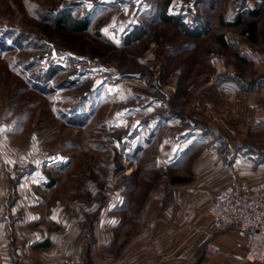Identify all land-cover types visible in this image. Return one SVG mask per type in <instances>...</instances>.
Returning a JSON list of instances; mask_svg holds the SVG:
<instances>
[{"label": "rangeland", "instance_id": "374dc122", "mask_svg": "<svg viewBox=\"0 0 264 264\" xmlns=\"http://www.w3.org/2000/svg\"><path fill=\"white\" fill-rule=\"evenodd\" d=\"M162 1L0 0V182L15 183L38 170L48 184L58 181L51 189L45 182L38 185L41 193H82L101 206L114 189L115 197L120 193L134 201L148 186L146 178L162 170L152 166L150 153L172 128L167 116L179 117L173 129L199 130L185 157L170 165L171 177L192 175L196 148L220 150L228 143L214 120L200 113L199 99L205 92L213 95L219 75L236 73L246 80L252 60L235 46L218 43L214 21L220 9L206 10L212 31L193 39L158 18ZM195 9L180 16L190 22L200 12ZM62 12L87 15V29L56 27ZM133 23L146 34L125 44L123 32ZM12 38L21 39V46ZM225 58L233 60L234 69L219 72L232 66ZM51 67L52 78L33 76ZM152 125L154 139L145 143L139 134L141 149L125 153L123 144L130 148L135 133Z\"/></svg>", "mask_w": 264, "mask_h": 264}, {"label": "crops", "instance_id": "0c3cea01", "mask_svg": "<svg viewBox=\"0 0 264 264\" xmlns=\"http://www.w3.org/2000/svg\"><path fill=\"white\" fill-rule=\"evenodd\" d=\"M165 2L158 18L172 26L162 20L164 11L175 17L185 14L186 8L191 13L198 8V17L195 13L190 22L181 16L190 29L197 27V37L185 33L193 39L212 31L206 10L220 9L214 21L220 30L218 43L235 46L252 60L246 81H264V0H169L167 6ZM135 25L123 32L124 40ZM225 59L232 66L219 72L234 69L233 60ZM213 87L212 96H205L206 92L200 96L199 111L214 120L228 143L220 150L196 148L189 168L192 175L171 177L170 165L185 157L184 150L199 130L173 129L179 117L167 116L172 128L161 134L150 153L152 166L162 170L146 178L148 186L138 200L118 193L100 206L94 197L85 200L82 193H41L37 186L47 181L38 170L23 174L15 183L0 182V264H63L74 254L85 264H264L244 259L245 242L234 228L217 231L209 222L213 197L229 184L231 175L247 183L264 181V85L244 90L233 81H213ZM139 134L149 143L154 125L146 133H135L131 139L135 143L125 153L134 146L136 154L141 149L136 141ZM57 183L52 179L47 185L51 189ZM115 183L113 178V188ZM208 241L216 243L222 254L204 253Z\"/></svg>", "mask_w": 264, "mask_h": 264}, {"label": "built area", "instance_id": "2783aa9c", "mask_svg": "<svg viewBox=\"0 0 264 264\" xmlns=\"http://www.w3.org/2000/svg\"><path fill=\"white\" fill-rule=\"evenodd\" d=\"M1 174V170H0ZM113 194H117L113 190ZM210 226L220 231L234 228L244 239L246 261H264V181L247 183L230 178L229 184L214 197L210 207ZM210 255L222 254V249L208 241L203 248ZM63 264H85L80 256L67 258Z\"/></svg>", "mask_w": 264, "mask_h": 264}, {"label": "trees", "instance_id": "16d2710c", "mask_svg": "<svg viewBox=\"0 0 264 264\" xmlns=\"http://www.w3.org/2000/svg\"><path fill=\"white\" fill-rule=\"evenodd\" d=\"M169 0H166L165 5L167 6ZM162 16V20L166 21V22H170L171 24H173L175 27H179L184 33L189 34L193 37H197V27L194 29H190L189 28V24L185 23L182 21V17L181 16H170V15H166L165 11L164 13L161 15ZM56 27L62 29L63 31L66 32H83L87 29L88 24H89V20L87 15H72L69 12H62L56 19V21L54 22ZM145 30H143V28H140L139 26L134 27V29L131 31V33L129 34V36L124 40L125 44H129L130 42H132L133 40H138L140 39ZM7 32V31H5ZM4 32V33H5ZM12 40L15 43H18L21 46V39H18L17 41L12 38ZM53 72H54V68L51 67L47 70V73L45 74H40V73H33V76L39 80H48L49 78L53 77ZM222 81H233L236 84H238V86L241 89L244 90H258L260 87H262L264 85V81L261 78H256V79H252L250 81H246L244 80L239 74L236 73H227V74H222L219 75L216 78V82H222ZM133 138V137H132ZM124 150L127 149V146L125 144H123ZM137 149V147H136ZM122 168V166H117L116 170H120Z\"/></svg>", "mask_w": 264, "mask_h": 264}]
</instances>
